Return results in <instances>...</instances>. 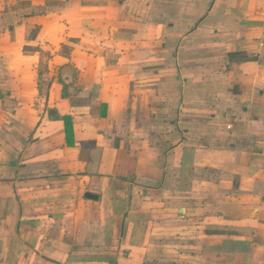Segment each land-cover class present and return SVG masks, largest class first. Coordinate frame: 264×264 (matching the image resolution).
<instances>
[{"label":"crops","instance_id":"crops-1","mask_svg":"<svg viewBox=\"0 0 264 264\" xmlns=\"http://www.w3.org/2000/svg\"><path fill=\"white\" fill-rule=\"evenodd\" d=\"M0 264H264V1L0 0Z\"/></svg>","mask_w":264,"mask_h":264},{"label":"water","instance_id":"water-1","mask_svg":"<svg viewBox=\"0 0 264 264\" xmlns=\"http://www.w3.org/2000/svg\"><path fill=\"white\" fill-rule=\"evenodd\" d=\"M87 196L89 197V198H95L96 196H94V195H92V194H87Z\"/></svg>","mask_w":264,"mask_h":264},{"label":"built area","instance_id":"built-area-1","mask_svg":"<svg viewBox=\"0 0 264 264\" xmlns=\"http://www.w3.org/2000/svg\"><path fill=\"white\" fill-rule=\"evenodd\" d=\"M264 1V0H263Z\"/></svg>","mask_w":264,"mask_h":264},{"label":"trees","instance_id":"trees-1","mask_svg":"<svg viewBox=\"0 0 264 264\" xmlns=\"http://www.w3.org/2000/svg\"><path fill=\"white\" fill-rule=\"evenodd\" d=\"M65 85V84H64Z\"/></svg>","mask_w":264,"mask_h":264}]
</instances>
